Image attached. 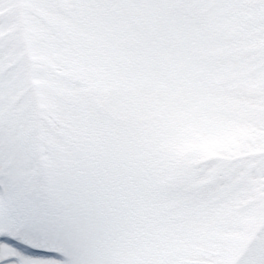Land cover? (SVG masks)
I'll use <instances>...</instances> for the list:
<instances>
[{"label": "rangeland", "instance_id": "1", "mask_svg": "<svg viewBox=\"0 0 264 264\" xmlns=\"http://www.w3.org/2000/svg\"><path fill=\"white\" fill-rule=\"evenodd\" d=\"M0 264H264V0H0Z\"/></svg>", "mask_w": 264, "mask_h": 264}]
</instances>
